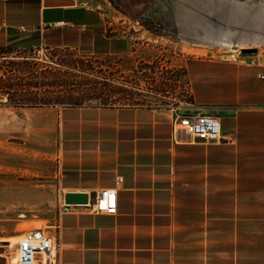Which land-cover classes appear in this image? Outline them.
<instances>
[{
	"label": "crops",
	"instance_id": "1",
	"mask_svg": "<svg viewBox=\"0 0 264 264\" xmlns=\"http://www.w3.org/2000/svg\"><path fill=\"white\" fill-rule=\"evenodd\" d=\"M107 15L97 0H0V46L37 32L49 47L129 51L131 26L115 31L118 22ZM188 25L185 37L192 39ZM116 40L122 50L114 49ZM200 40L207 45L188 51L223 45L229 54L185 55L191 106L179 112L217 115L220 141L175 132L170 108L34 111L30 136L48 146L61 195L91 199L122 177L115 214L83 204L61 210L58 264H264V49L251 47L256 36L207 31ZM243 48L257 51L238 53Z\"/></svg>",
	"mask_w": 264,
	"mask_h": 264
},
{
	"label": "rangeland",
	"instance_id": "2",
	"mask_svg": "<svg viewBox=\"0 0 264 264\" xmlns=\"http://www.w3.org/2000/svg\"><path fill=\"white\" fill-rule=\"evenodd\" d=\"M97 1L108 14L107 19L118 22L115 31L131 26L133 38L129 51L109 54L74 47L63 51L58 49L64 47H49L48 40L41 39L37 32H30L7 44L11 52L0 57V79L12 65L7 61L34 60L41 68L42 64H52L60 58L75 57L84 62L88 60L93 67L88 72H78L76 81H108L109 98L81 84L70 89L38 90L41 97H57L52 106L183 103L190 100L185 55L229 54L228 47L223 45L210 48L212 52H189L187 46L201 49L207 45L200 40L203 33L232 34L236 38L256 36L257 46L251 47L264 49V0ZM143 14L146 16H140ZM125 15L144 19L142 26L129 22ZM186 20L190 23L192 39L185 37ZM121 21L125 22L120 24ZM123 47L122 41H115L114 49ZM33 66L30 63L18 67L27 73ZM45 107L13 103L0 91V264H17L16 245L25 231L43 228L55 233L58 216L65 205L64 196L58 190L56 162L46 156L48 146L43 147L41 140L30 136L29 121L34 111Z\"/></svg>",
	"mask_w": 264,
	"mask_h": 264
},
{
	"label": "built area",
	"instance_id": "3",
	"mask_svg": "<svg viewBox=\"0 0 264 264\" xmlns=\"http://www.w3.org/2000/svg\"><path fill=\"white\" fill-rule=\"evenodd\" d=\"M125 18L129 22L142 26V18ZM125 22V21H124ZM135 27L134 25H132ZM241 53V49H238ZM190 85V83H189ZM190 92V86H189ZM190 95V93H189ZM133 105V104H129ZM151 108H170L174 111L172 128L175 132L182 130L190 139L202 142H215L222 140L220 120L217 115L203 113L201 111L180 113L182 107H190L188 102L168 103L163 101L146 102L142 104ZM122 177H117V184L113 187H106L96 192L95 195L83 203L89 211L113 215L117 212V190ZM68 204L63 206L64 209ZM56 232V231H55ZM59 242L56 233L47 232L43 228H32L23 233V236L16 245L17 264H58Z\"/></svg>",
	"mask_w": 264,
	"mask_h": 264
},
{
	"label": "trees",
	"instance_id": "4",
	"mask_svg": "<svg viewBox=\"0 0 264 264\" xmlns=\"http://www.w3.org/2000/svg\"><path fill=\"white\" fill-rule=\"evenodd\" d=\"M136 16V14H134ZM58 49V48H57ZM63 51H70L69 47H64ZM11 50L8 49V45L0 46V57L8 56ZM7 54V55H6ZM12 63L10 69H7L5 73L2 74V79H0V91H3L4 95H7L8 100L16 104H40L46 106L55 105L57 102V97L54 96H40L38 90L45 89L48 91H54L55 89H70L76 85H86L89 89L94 91H99L103 94V97L109 98V82L108 81H87L78 82L76 78L78 77V72H88V70L93 69L88 60L85 62L76 59L64 58L58 61H52L47 64H42L40 68V63L37 61H28L23 59L20 61H7V63ZM32 63L34 66L31 69H27V73L23 72L18 66L26 65ZM8 66V65H7ZM40 68V69H38ZM40 71L41 76L37 74ZM41 78V80H39ZM83 104H71L67 106H75ZM102 105H112V104H102Z\"/></svg>",
	"mask_w": 264,
	"mask_h": 264
},
{
	"label": "water",
	"instance_id": "5",
	"mask_svg": "<svg viewBox=\"0 0 264 264\" xmlns=\"http://www.w3.org/2000/svg\"><path fill=\"white\" fill-rule=\"evenodd\" d=\"M256 48H243L241 49V53L249 54L256 52ZM88 201V194L86 193H74L68 192L64 195L65 204H83Z\"/></svg>",
	"mask_w": 264,
	"mask_h": 264
}]
</instances>
